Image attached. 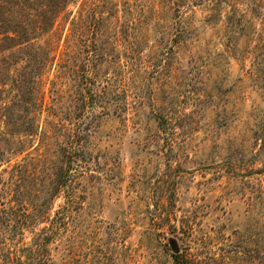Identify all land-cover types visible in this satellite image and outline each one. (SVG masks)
Wrapping results in <instances>:
<instances>
[{"label": "rangeland", "instance_id": "obj_1", "mask_svg": "<svg viewBox=\"0 0 264 264\" xmlns=\"http://www.w3.org/2000/svg\"><path fill=\"white\" fill-rule=\"evenodd\" d=\"M0 264H264V0H0Z\"/></svg>", "mask_w": 264, "mask_h": 264}, {"label": "water", "instance_id": "obj_2", "mask_svg": "<svg viewBox=\"0 0 264 264\" xmlns=\"http://www.w3.org/2000/svg\"><path fill=\"white\" fill-rule=\"evenodd\" d=\"M170 245H171L174 252H176V253L179 252V245L175 240H171Z\"/></svg>", "mask_w": 264, "mask_h": 264}]
</instances>
